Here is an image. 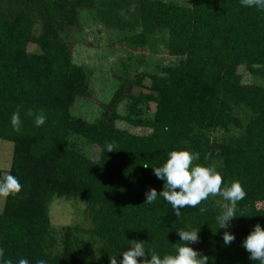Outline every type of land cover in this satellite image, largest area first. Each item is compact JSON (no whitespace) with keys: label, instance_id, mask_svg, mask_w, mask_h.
Returning <instances> with one entry per match:
<instances>
[{"label":"trees","instance_id":"obj_1","mask_svg":"<svg viewBox=\"0 0 264 264\" xmlns=\"http://www.w3.org/2000/svg\"><path fill=\"white\" fill-rule=\"evenodd\" d=\"M90 27L130 57L93 121L73 114L93 97L91 70L73 62L78 45L96 46ZM158 52L169 60L158 61ZM41 111L47 119L37 127ZM120 121L145 133L119 129ZM0 139L13 144L8 174L22 185L0 212V247L13 264H110L129 240L174 254L176 231L189 225L201 226L192 247L209 264H258L242 241L264 227V11L240 0H0ZM184 148L246 191L229 245L215 219L221 197L179 217L162 197L145 203L150 188L163 190L151 167ZM56 199L80 202L87 225L54 229Z\"/></svg>","mask_w":264,"mask_h":264},{"label":"clouds","instance_id":"obj_2","mask_svg":"<svg viewBox=\"0 0 264 264\" xmlns=\"http://www.w3.org/2000/svg\"><path fill=\"white\" fill-rule=\"evenodd\" d=\"M240 2L244 7H255L264 11V0H240ZM29 115H32L31 111ZM46 119L42 111L36 114V126H42ZM11 123L17 130L19 129L21 123L19 110L13 113ZM106 147L107 152L113 151L111 144ZM199 158V153L190 149H174L168 153V158L162 165L155 167L145 165L144 167H151L153 174L164 181L163 190L159 193L155 188L145 192V203L153 204L162 197L179 217L182 209L195 208L202 201H207L210 196H219L224 203L220 205V212L215 219L219 229L225 230L223 244L229 245L235 240V235L227 230L233 219L238 217V203L245 198L246 191L239 180L225 184L222 173L216 167L195 163L199 161ZM21 190L22 185L19 179L12 174L0 180V197L16 196ZM206 211V208H200L201 214ZM200 227L193 228L189 225L176 231L181 244L175 248L174 254L161 256L156 252L146 251L145 241L129 240L130 247L111 257L110 264H209V256L192 247L200 240ZM242 246L250 254L249 260L264 264V227L259 223L256 224L242 241ZM4 253L5 249L0 247V264H13L11 259L4 258ZM118 256L121 257L119 260ZM18 264H30V261L19 258ZM36 264H47V261L39 259Z\"/></svg>","mask_w":264,"mask_h":264},{"label":"rangeland","instance_id":"obj_3","mask_svg":"<svg viewBox=\"0 0 264 264\" xmlns=\"http://www.w3.org/2000/svg\"><path fill=\"white\" fill-rule=\"evenodd\" d=\"M166 2H174L180 5H189L190 0H163ZM93 28V27H92ZM90 27V29L92 30ZM95 31L89 36L90 42L95 45L92 48L78 45L73 54V62L75 64L84 66L92 72V85L93 91L92 100L79 101L73 111L75 115L84 116L90 121L95 120L105 104H107L119 86L117 81L118 71L121 69L122 64L129 61V52L124 51L118 46L109 45L108 38L105 33ZM34 47H30L33 50ZM134 54V53H133ZM160 62H167L169 59L162 52H158L155 57ZM133 76V72L129 74ZM248 81V79H245ZM126 101L118 105V113L120 116L124 115ZM117 128L129 131L134 134H144L145 132L140 129H135L120 121L116 124ZM13 144L11 142L0 139V180L6 175L11 164ZM94 159H97L98 149H93ZM5 202L4 197H0V212ZM260 206V204H259ZM49 216L51 225L57 231L65 226L87 225L85 216L83 214V205L80 202L65 201L64 199L54 200L49 207Z\"/></svg>","mask_w":264,"mask_h":264}]
</instances>
